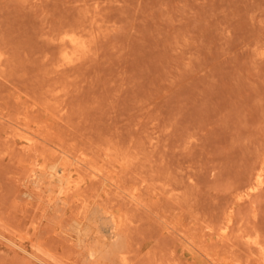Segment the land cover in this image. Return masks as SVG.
<instances>
[{"label": "rangeland", "instance_id": "374dc122", "mask_svg": "<svg viewBox=\"0 0 264 264\" xmlns=\"http://www.w3.org/2000/svg\"><path fill=\"white\" fill-rule=\"evenodd\" d=\"M259 173L264 0H0V264H264Z\"/></svg>", "mask_w": 264, "mask_h": 264}, {"label": "bare ground", "instance_id": "6f19581e", "mask_svg": "<svg viewBox=\"0 0 264 264\" xmlns=\"http://www.w3.org/2000/svg\"><path fill=\"white\" fill-rule=\"evenodd\" d=\"M63 39H66L69 43L73 44L74 46H81L82 45V42L81 40L79 39V37H77L75 34H67L65 35V37H63ZM65 41V40H64ZM71 61V60H70ZM63 151V150H61ZM64 152V153H63ZM62 154L64 155H67L65 153V151H63ZM61 154V153H60ZM63 155V157H64ZM69 155V154H68ZM67 155V156H68ZM75 158V157H74ZM78 159L75 161V163L77 165H81V164H84V159L82 158H79L77 157ZM69 159V156L68 158ZM71 159V158H70ZM72 160V159H71ZM70 160V161H71ZM69 163V162H68ZM67 163V164H68ZM65 164V163H61V164H54L52 166H50V170L51 172H48V167L47 166H42L39 170H37L36 172V176L34 178V182L36 184H40L41 181H43L42 179H44L43 177L48 173L49 174V178H51V181H50V184H54V183H59V184H63L65 182V180H70L69 179V175L71 172H69L70 168L68 167V165ZM71 164V163H70ZM68 178V179H67ZM71 182L72 179H71ZM71 182L69 181V186H68V190H71L73 187L72 185L70 186ZM263 177H262V174L259 173L257 174V177H256V183H255V187L253 188L254 190L256 189H259L262 185H263ZM74 185V184H73ZM75 187H79L80 186V182H77L75 183L74 185ZM122 214V213H121ZM112 216H110L113 220V224H114V230L116 231V233L119 231L118 234H120V232L122 231L120 228L123 227L122 226V221L119 217H117L114 212L113 214H111ZM111 220V219H110ZM124 221V220H123ZM230 222L231 220H229V222L224 225V228L223 229V234H226L227 231H228V228H229V225H230ZM123 229V228H122ZM221 229V230H222ZM121 230V231H120ZM115 234V233H114ZM125 259V258H124Z\"/></svg>", "mask_w": 264, "mask_h": 264}]
</instances>
